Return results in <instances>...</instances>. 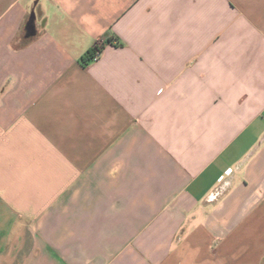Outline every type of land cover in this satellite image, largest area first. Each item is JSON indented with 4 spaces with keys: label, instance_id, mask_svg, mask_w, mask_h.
<instances>
[{
    "label": "crops",
    "instance_id": "crops-1",
    "mask_svg": "<svg viewBox=\"0 0 264 264\" xmlns=\"http://www.w3.org/2000/svg\"><path fill=\"white\" fill-rule=\"evenodd\" d=\"M0 264H264V0H0Z\"/></svg>",
    "mask_w": 264,
    "mask_h": 264
},
{
    "label": "trees",
    "instance_id": "trees-1",
    "mask_svg": "<svg viewBox=\"0 0 264 264\" xmlns=\"http://www.w3.org/2000/svg\"><path fill=\"white\" fill-rule=\"evenodd\" d=\"M101 48L96 46L92 49H90L86 56L84 57V64H87L89 62V60L93 57L94 53L97 51V50H100Z\"/></svg>",
    "mask_w": 264,
    "mask_h": 264
},
{
    "label": "built area",
    "instance_id": "built-area-1",
    "mask_svg": "<svg viewBox=\"0 0 264 264\" xmlns=\"http://www.w3.org/2000/svg\"><path fill=\"white\" fill-rule=\"evenodd\" d=\"M101 56H102V50L101 49L100 50H97L94 53L93 57L89 60L88 63L98 61L101 58Z\"/></svg>",
    "mask_w": 264,
    "mask_h": 264
},
{
    "label": "water",
    "instance_id": "water-1",
    "mask_svg": "<svg viewBox=\"0 0 264 264\" xmlns=\"http://www.w3.org/2000/svg\"><path fill=\"white\" fill-rule=\"evenodd\" d=\"M35 17H36V13L34 12V13L32 14V24L30 25V27H32V28L34 27V19H35ZM34 32H35V31L32 32V35L34 34Z\"/></svg>",
    "mask_w": 264,
    "mask_h": 264
}]
</instances>
